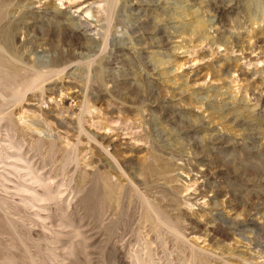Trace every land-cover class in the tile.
Wrapping results in <instances>:
<instances>
[{"label":"rangeland","instance_id":"1","mask_svg":"<svg viewBox=\"0 0 264 264\" xmlns=\"http://www.w3.org/2000/svg\"><path fill=\"white\" fill-rule=\"evenodd\" d=\"M110 5L108 38L121 50L108 45L98 56L115 59L88 67L79 48L107 31L93 14ZM2 9L20 25L15 47L25 45L13 55L35 63L33 49L65 71L34 85L24 72L0 74V264H264V0H10ZM44 12L91 26L43 27ZM131 16L147 24L137 46ZM2 57L16 62L0 48ZM126 79L149 84V98L141 103ZM34 126L52 144L32 140ZM83 170L92 173L80 182ZM105 174L118 184L111 196ZM48 189L60 200L45 199Z\"/></svg>","mask_w":264,"mask_h":264},{"label":"bare ground","instance_id":"2","mask_svg":"<svg viewBox=\"0 0 264 264\" xmlns=\"http://www.w3.org/2000/svg\"><path fill=\"white\" fill-rule=\"evenodd\" d=\"M9 2L10 0H0V48H2V49H4L5 50V52L8 54V55H10V56H12L13 58H15V60H16V62H13V61H10V60H8V59H6L5 57H2V63H0V74H12V75H14V76H20L21 75V73H25V74H30V76H32V78L33 79H31V81H30V85H34V83L35 82H37V80H41L42 78H47V77H49V75H51V74H53V73H56V74H58V75H60L63 71H65L64 70V68H62V69H60V70H58V71H56V70H54V69H51V66H52V63L55 61V60H53L52 58H50V59H48L49 57H45L44 55H39V54H37L36 52H35V50H33V49H31V52L32 53H34V55H35V63L33 62V63H29V61H27V62H24V61H22L21 60V58H19L17 55H13V53L14 52H19V50L21 51V48H24V44H21V45H18L17 47H15V44H14V40H15V34L17 33V30H18V28H19V23L17 22V21H14V20H10V19H8V12L7 11H5L4 9H2V6L6 3V2ZM18 2L20 3L21 2V0H18ZM16 3V2H15ZM112 10H113V8H112V6L110 5V7L108 8V9H104V16H103V14H102V17H100L99 15L101 14V10L100 11H97V10H95V12H94V14H93V16L97 19V20H105V21H107L106 23V28H107V31L102 35V37H100V39L99 40H95V38H93V37H88V38H85V42L83 43V46H80V48L79 49H81V51H83V53H81L80 52V55H79V58L82 60V61H85L86 62V65H88V67H90V62H94L97 58V63L98 64H100V65H103V63L104 62H106L105 64L107 65V61L109 60V59H112V60H114L115 59V54L114 53H116V52H119L121 49H119V48H117L116 46H115V43L112 41V42H110L111 40H109V38H108V29H109V27H110V23H111V13H112ZM130 10V9H129ZM129 12V11H128ZM100 13V14H99ZM130 13V12H129ZM43 15L44 16H46V18H45V20H40V23H39V25H41V26H43L44 27V25H47L48 26V28H52V29H56V28H59V29H61V30H63V31H65V30H69V29H73V30H75V29H81V28H84V27H86V26H91V25H89V24H91V23H89V22H82V21H79L78 20V22L77 23H72L70 26H68V25H66L65 23H63V22H61L58 18H57V16L55 15V13H53V12H44L43 13ZM129 16V15H128ZM37 17V16H36ZM117 17V16H116ZM12 18V17H11ZM40 18V17H39ZM138 20H139V18L138 17H136V16H131V17H129V19H128V22H129V26L130 27H127V28H129L128 29V33L132 36V38H133V41L135 42L134 43V46H137V43H136V41H135V39H134V37H133V35L134 34H136L139 30H140V28H138V26L140 25H138ZM35 21V20H34ZM116 21H117V19H116ZM68 23V22H67ZM121 23V22H120ZM23 26H21V27H24V23L22 24ZM35 25H37V24H35ZM35 25L33 26V27H35ZM141 26H147V24H145L144 23V25L143 24H141L139 27H141ZM201 27V25L199 24L198 25V28H200ZM25 28V27H24ZM42 28V27H41ZM27 29V28H26ZM36 29V28H35ZM141 29H142V27H141ZM25 30V29H24ZM22 31H23V29H22ZM21 31V32H22ZM86 31H90V30H86ZM31 32V31H30ZM61 32V31H60ZM94 32V31H93ZM24 33V32H23ZM26 33V32H25ZM22 34V33H21ZM23 35V34H22ZM48 36V35H47ZM65 36V35H64ZM65 38V37H64ZM38 39V38H37ZM75 39V38H74ZM76 40V39H75ZM45 41V40H44ZM69 42V41H68ZM72 44V43H71ZM76 44V43H75ZM111 44V47H112V49H114L113 51H114V53L110 50L108 53H106L103 57H100L99 58V56H98V54L99 53H101L102 51H105L106 49H107V47H108V45H110ZM53 46V45H52ZM45 49V48H44ZM57 49V48H56ZM74 49V48H73ZM133 49V48H132ZM53 50H54V48H53ZM75 51H77V50H75ZM86 51V52H85ZM30 52V51H29ZM133 55H136L137 57H139V58H143V51H141V50H133V52H131ZM24 54V53H23ZM50 54H51V51H50ZM32 55V54H31ZM67 55V54H66ZM53 57V56H52ZM31 59V58H30ZM56 61H58L57 59H56ZM18 62H20V63H26L27 65H29V66H32V68H30V69H28V68H25V67H23V66H20L19 64H18ZM7 64V65H6ZM25 65V64H24ZM43 68H45V70L43 71ZM36 70V71H35ZM90 70V69H89ZM89 70H88V72H89ZM30 71H32L31 73H29ZM104 71L105 70H103L102 68L100 69V70H98L97 68H94V73H95V75H96V77L98 78H102L101 77V75H103L104 74ZM126 76H127V74H126ZM0 77H1V75H0ZM105 77H107V76H105ZM103 78H104V75H103ZM1 79V78H0ZM113 79H109V81L108 82H111L113 85H116V82H115V80L114 81H112ZM126 81V83H128V84H130L131 85V87H134L136 90H139L141 93H142V95H143V99H142V101H141V103H143L144 102V100H145V97H148L149 98V96L151 95V92L153 91V89L151 88V86L148 84H146V86L145 85H143V84H140L138 81L137 82H135V81H129V80H125ZM9 84V83H8ZM7 84V85H8ZM15 86V85H14ZM12 87V86H11ZM18 87V86H17ZM29 87V86H28ZM32 87V86H31ZM80 87H81V85H80ZM92 87H93V85H92ZM99 87V86H98ZM16 88V87H15ZM29 89V88H28ZM31 89V88H30ZM96 92L98 91V89L96 88V87H94L93 88ZM6 90V89H5ZM6 92V91H5ZM3 93V92H2ZM9 93V92H8ZM119 93V92H118ZM49 97V96H48ZM122 99V98H121ZM164 99V98H163ZM165 101V100H164ZM58 103V102H57ZM153 108V107H152ZM8 116V115H7ZM79 118V117H78ZM11 123V122H10ZM81 124V123H80ZM26 128V127H25ZM29 128V130L31 131V133H30V136H31V138H32V140H37V141H39L40 143H41V145L43 146V147H45V145H50V143L52 144V142L51 141H47V140H43L42 138H40L37 134H36V132L37 133H41V132H43V127L41 128V127H36V126H34V127H28ZM46 129V128H45ZM52 140V139H51ZM36 141V142H37ZM55 141V140H54ZM32 143V142H31ZM31 143H29V144H31ZM61 143H59V145H60ZM32 146V145H31ZM31 146H30V149H31ZM34 146V145H33ZM46 146V147H47ZM59 147V146H58ZM34 149V148H33ZM37 150V149H36ZM46 150H48V149H46ZM55 150H57V149H55ZM54 150V151H55ZM66 148H64L63 146H61V147H59L58 148V152H60L61 154H64V153H66ZM49 153V152H48ZM59 154V153H58ZM53 155V154H52ZM55 155V154H54ZM61 156V155H60ZM66 156V155H65ZM105 157V156H104ZM60 159V158H59ZM62 159H64V158H62ZM74 159V158H73ZM106 159V158H105ZM66 160H68L69 162H70V160H72V157L71 156H69V155H67V157H66ZM65 160V161H66ZM120 160V159H119ZM68 161H67V163H68ZM102 161H103V159H102ZM100 159H97V160H95L94 161V163L96 164L95 166H104V164H103V162H102ZM105 162V161H104ZM107 162V161H106ZM109 163V162H108ZM122 163V162H121ZM47 164V163H46ZM69 164V163H68ZM123 164V163H122ZM52 165V164H51ZM108 165H110V164H108ZM99 167H97V168H99ZM125 167V166H124ZM40 168H42V167H40ZM78 168V167H77ZM80 168V167H79ZM152 168V167H151ZM100 169V168H99ZM54 170V169H53ZM60 171V170H59ZM74 171V170H73ZM84 172H83V177H82V179L80 180V182H82L83 180H84V177L85 176H87V175H90L92 172H90V171H87V170H83ZM146 171V170H145ZM163 171H165V169H164V167H159V168H157L155 171H153L154 172V174L156 173L157 175H159V173L160 172H163ZM31 172V171H30ZM51 173V172H50ZM56 173V172H55ZM49 174V173H48ZM111 174V173H110ZM110 174H108V175H110ZM131 174V173H130ZM133 174V173H132ZM103 175V174H102ZM114 175V174H113ZM133 175H135V174H133ZM149 175V174H148ZM76 176V175H75ZM165 176V175H164ZM54 177V176H53ZM119 177H120V175H119ZM76 178H77V176H76ZM81 178V177H80ZM105 178H106V180H108V183H107V193L111 196V194L113 195L116 191H117V187H118V184H116L117 182H115V183H112L111 181H109V176H107V174H105ZM116 178H118V176H116ZM135 178V177H134ZM30 179H32L33 180V182L34 183H38L39 185H45V187H47L48 188V185H46V184H44V183H42L41 182V180L38 178V176H36V175H32L31 174V178ZM48 179V178H47ZM120 179V178H119ZM155 179H157V178H155ZM49 180H50V178H49ZM68 180V179H67ZM124 180V179H123ZM130 180H131V182H134V184H135V179H133V176L132 177H130ZM169 180H170V178H169ZM62 181V180H61ZM63 181H64V179H63ZM95 181V180H94ZM119 181V180H118ZM121 181V180H120ZM138 181V180H137ZM52 182V181H51ZM86 182V181H85ZM141 182V181H140ZM49 183H50V181H49ZM120 183V182H119ZM51 184V183H50ZM59 184H60V182H59ZM78 184V183H77ZM85 184V183H84ZM87 185V184H86ZM62 186H66V183H63V182H61V184H60V187H62ZM122 186V185H121ZM203 186V185H202ZM76 187V186H75ZM120 187V186H119ZM105 188V187H104ZM46 189V188H45ZM78 192L80 191V184H79V186H78ZM83 189V188H82ZM103 189V188H102ZM141 189V188H140ZM165 190V189H164ZM86 191V190H85ZM149 191V190H148ZM75 192V191H74ZM78 192H77V194H78ZM96 192V191H95ZM98 193V192H97ZM106 193V192H105ZM62 194V191H60V190H56V192L55 193H53L52 191H50L49 189H48V191L46 192V193H44L43 194V196H45V199H47V200H51V202L52 201H55V203L57 202V200L59 199L60 200V198H59V195H61ZM165 194V193H164ZM167 194V193H166ZM205 193L204 192H200L199 193V195L200 196H203ZM75 196V195H74ZM167 196H168V194H167ZM171 196V195H170ZM142 197V196H141ZM164 197V196H163ZM75 198H76V196H75ZM143 198V197H142ZM37 200H39V198L37 197L36 198ZM73 199V198H72ZM125 201V200H124ZM133 201V200H132ZM70 202V201H69ZM103 202V201H102ZM76 204V203H75ZM60 205V204H59ZM70 205V204H69ZM133 205V204H132ZM136 205V204H135ZM109 206V205H108ZM120 206V205H119ZM139 206V205H138ZM70 207V206H69ZM73 208V207H72ZM74 209V208H73ZM101 209V208H100ZM104 209V208H103ZM129 209V208H128ZM163 209V208H162ZM53 210V209H52ZM147 210V209H146ZM66 211V210H65ZM172 211V210H171ZM70 212V211H69ZM107 212V211H106ZM147 212V211H146ZM61 213H62V211H61ZM103 213V212H102ZM118 214V213H117ZM147 214H148V212H147ZM105 215H106V213H105ZM109 216H111V215H109ZM113 216V215H112ZM118 216V215H117ZM104 218V217H103ZM101 219V218H100ZM107 219V218H106ZM122 219V218H121ZM154 221V225H157L158 226V228H160L161 226L160 225H158V224H156V221L158 220V217L157 218H154L153 219ZM122 221V220H121ZM101 222H102V220H101ZM105 222V221H104ZM98 224V223H97ZM99 225V224H98ZM97 225V226H98ZM153 225V226H154ZM126 226V225H125ZM99 227V226H98ZM93 229V228H92ZM95 229V228H94ZM162 229V228H161ZM154 231V230H153ZM154 239V238H153ZM130 243V242H129Z\"/></svg>","mask_w":264,"mask_h":264}]
</instances>
